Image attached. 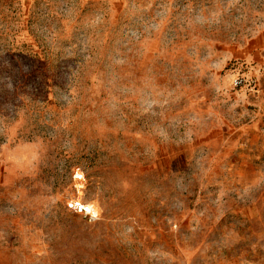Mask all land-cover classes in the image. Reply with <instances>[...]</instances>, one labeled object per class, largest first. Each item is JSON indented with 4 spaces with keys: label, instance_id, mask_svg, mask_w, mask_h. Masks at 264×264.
I'll return each instance as SVG.
<instances>
[{
    "label": "rangeland",
    "instance_id": "obj_1",
    "mask_svg": "<svg viewBox=\"0 0 264 264\" xmlns=\"http://www.w3.org/2000/svg\"><path fill=\"white\" fill-rule=\"evenodd\" d=\"M0 264H264V0H0Z\"/></svg>",
    "mask_w": 264,
    "mask_h": 264
},
{
    "label": "built area",
    "instance_id": "obj_2",
    "mask_svg": "<svg viewBox=\"0 0 264 264\" xmlns=\"http://www.w3.org/2000/svg\"><path fill=\"white\" fill-rule=\"evenodd\" d=\"M242 83V80H237L236 85H240ZM75 179L83 181L85 180L84 175L82 173H76ZM69 208L73 209L75 212L83 214L85 217H87L90 221H95L99 217V211L93 206L92 203L89 202H70Z\"/></svg>",
    "mask_w": 264,
    "mask_h": 264
}]
</instances>
